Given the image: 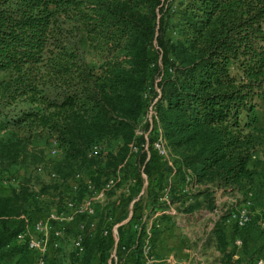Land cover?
Returning <instances> with one entry per match:
<instances>
[{
	"label": "trees",
	"instance_id": "obj_1",
	"mask_svg": "<svg viewBox=\"0 0 264 264\" xmlns=\"http://www.w3.org/2000/svg\"><path fill=\"white\" fill-rule=\"evenodd\" d=\"M166 16L174 17L168 38ZM158 64L163 72L152 131L161 130L181 172L203 185L186 205L184 196L175 201L191 212L212 208L210 187L244 193L256 174L249 158L264 145L254 114L264 101V0H0L1 124L23 126L27 140L50 135L65 161L84 157L107 135L125 145L134 139L145 107L142 92ZM136 139V145L142 141ZM28 150L16 142L1 145L0 164H23ZM154 158L150 152L143 166L156 169ZM153 182L157 201L162 186ZM34 189L22 180L0 196V264H24L35 255L26 240H17L35 220ZM259 189L243 227L232 222L227 233V209L205 239L227 264L233 236L244 245L245 230L264 214V184ZM138 206L127 222L131 264H140L142 239L131 228L142 215ZM102 225L91 234L94 229L86 228L81 254L62 247L54 261L44 256L46 264H106L114 240L110 232L102 235Z\"/></svg>",
	"mask_w": 264,
	"mask_h": 264
},
{
	"label": "rangeland",
	"instance_id": "obj_2",
	"mask_svg": "<svg viewBox=\"0 0 264 264\" xmlns=\"http://www.w3.org/2000/svg\"><path fill=\"white\" fill-rule=\"evenodd\" d=\"M164 18L163 35L164 38H168L171 35L174 17L166 16ZM152 45L154 50H157L155 41L152 42ZM89 63H98V61H89ZM150 65L153 67V62ZM158 65L160 68L161 64ZM162 69L160 68L159 70L151 72L147 86V93L151 98L150 101L155 99V103L159 92V81L162 76ZM4 76V74H0V79ZM155 114L157 117L156 110ZM254 114L257 126L264 128V101L258 103ZM147 126L148 122L142 123V119H139L134 130V139L128 142L127 145L124 144L121 137L107 135L97 141L102 150L98 156L89 158L87 156L89 149H87L84 157L65 161L63 148L50 135L45 133L40 136H33L30 140H27L28 130L26 128L23 126L4 128L0 121V146L10 145L16 142L29 149V155L23 164H13L8 167L0 164V184L10 188L17 186L18 182L22 180H27L35 188V197L31 201L35 202L31 204V206H34L32 216L35 219H44L47 213L52 211V208L62 205L64 198L73 195L69 187V182L74 172L78 171L84 174L92 181L96 189H100L107 176H118L115 186L108 191H104L101 196L97 197L96 205L99 206L96 217L97 222L93 228L94 230L89 231V234L97 230L99 223L103 222L100 232H102L103 228H108L112 236V224L127 219L128 212L130 211L132 213L133 207L138 203L137 212H141L142 216H144L141 225L142 231L139 234L142 241L146 235L148 236L152 251H154V247L158 248V251H160V263L193 264L195 262V264H199L200 262L203 264H227L226 261L223 262L213 247L205 245V239L212 228L211 223L213 224L210 214L216 220L222 211L227 209L229 211L234 210L237 205L241 204L243 195L245 193L246 196L247 191H251L252 193L251 202L255 201L256 194L260 191L259 188L264 184V162L256 161L254 166L256 171L254 181L250 187H247L248 189L244 193L242 192L240 194L237 192L238 197H235L234 194H223L220 190H214L210 187L213 196L212 208H199L191 212H185L183 211V207L190 201L189 198L191 197L189 196L203 189V186L200 183H193L191 175H188L185 170L181 172V167L176 157L169 150L164 139L166 157L154 158V164L157 163L154 166L157 167L156 169L153 168V170H150L147 169V165H145L146 167L143 166L146 163L144 162L143 152L136 154L130 153L129 145L131 143L134 144V141H138L136 139L137 136H141V138L145 136L146 140L149 141ZM53 150H55V153L52 154L51 151ZM257 153L264 156V145L258 149ZM186 176H189L190 181H185ZM133 180L134 182L132 183ZM154 180L160 182L159 187L162 186L160 191L162 189L168 190L167 202L159 201L158 195L157 201L153 200L158 192L153 182ZM139 192L141 193L138 195ZM78 195L82 197L83 194L79 193ZM181 197L183 198L181 202L185 205L179 200L175 201L179 198L181 199ZM262 198H264V194L260 199L261 201ZM176 220L181 223V226L176 225ZM227 221L233 226L230 220ZM127 222L128 219L124 224L127 225ZM124 224L117 227L114 233L118 240L114 243V245L116 244L115 253L118 261L116 264H126L127 262L126 251L119 249V246L128 243L126 239L128 228ZM73 227L74 224L70 227L67 225L65 232L61 234L62 237L58 236L56 238L58 241L61 240V245L49 251L48 257L51 260L54 261L52 257L55 252L65 250V253H67L73 248ZM123 227L125 228L122 230ZM257 230L260 233L264 232V228L261 227ZM156 240L158 241L157 243ZM254 241H256V238ZM114 245L110 254L115 247ZM239 246L237 248H240L239 251H242L243 258L247 262L255 252L264 247V243L255 242L254 245L250 244L254 250L252 252L250 251V253L244 245ZM62 247H64V250H62ZM228 248L235 250L236 245L230 242ZM37 257L35 254L33 258L38 264ZM57 257L61 261L63 260L62 255H57ZM109 257L107 256L105 260L108 261ZM111 263L114 264L113 261ZM151 263L156 262H153L151 259Z\"/></svg>",
	"mask_w": 264,
	"mask_h": 264
},
{
	"label": "built area",
	"instance_id": "obj_3",
	"mask_svg": "<svg viewBox=\"0 0 264 264\" xmlns=\"http://www.w3.org/2000/svg\"><path fill=\"white\" fill-rule=\"evenodd\" d=\"M148 88L142 92V99L145 102L144 111L140 116L142 123L148 122L147 131L150 141H147L145 136L142 137V141L139 144L131 143L130 153L136 154L138 152L144 153V162H146L150 156V153L155 154L157 157H166V149L164 147V138L162 136L161 130L157 127L155 133H153V124L156 122L155 114V99L150 101V96L147 93ZM135 132V131H134ZM149 150V151H148ZM57 151V150H56ZM101 146L98 143L91 145L88 150V157L93 158L98 156L101 153ZM55 153V150L51 151ZM250 162L260 161L264 162V156L253 153L249 158ZM189 175V172L186 171ZM54 176V174H52ZM118 176H107L103 181L100 189H96L95 185L90 179H88L81 172H74L72 179L69 182V187L71 197L63 199L62 205L52 208V211H49L44 219L36 218L29 224L24 232H21L17 235V240L23 241L26 240L28 249L36 254L38 257V264H46L44 256L49 253L50 250L56 249L60 245V240L56 238L62 237L61 234L65 232L67 225L70 227L74 224L73 231L74 235L72 238V246L77 254H81L84 250V232L86 228H94L96 225V215H97V205L96 199L98 196H101L104 191H108L115 186L117 183ZM190 181L189 176H186L185 181ZM134 180L132 181V183ZM128 190V188H126ZM82 193V197L78 194ZM141 192L138 193V195ZM137 195V197H138ZM251 191L246 192V197L243 203L238 207H235L234 210L229 211L228 220L233 222L238 227H243L249 220V211L248 204L251 200ZM137 200V199H134ZM133 200V201H134ZM159 201L167 202L168 201V190L162 189L158 197ZM131 212H129V216ZM144 216H140L135 220L131 228L134 232L140 233L142 231V223ZM258 225L261 228H264V214L258 221ZM109 230L104 228L102 230V235H107ZM118 240H116L117 242ZM115 242V243H116ZM236 246L241 245V240L236 238L234 240ZM112 250L110 257L107 261V264L118 263L115 248ZM132 247V245H131ZM119 249L122 251H127L126 245L119 246ZM151 243L148 236L146 235L139 246L140 252V264H150L151 263ZM254 264H264V254L257 257L254 261Z\"/></svg>",
	"mask_w": 264,
	"mask_h": 264
},
{
	"label": "crops",
	"instance_id": "obj_4",
	"mask_svg": "<svg viewBox=\"0 0 264 264\" xmlns=\"http://www.w3.org/2000/svg\"><path fill=\"white\" fill-rule=\"evenodd\" d=\"M257 153V152H256ZM257 154H259V153H257ZM255 164H256V161L255 162H250V165L251 166H255ZM200 185V184H199ZM203 186V185H202ZM200 187V186H199ZM10 192H11V187L9 188L8 186H6V185H3V184H0V195H9L10 194ZM243 192V191H242ZM241 191H239L238 193H242ZM237 192H235L234 193V195H235V197H238L237 196V194H236ZM98 207L99 206H97V212H98ZM201 210V209H200ZM130 212V211H129ZM129 212H128V217H127V219L129 220ZM211 216H212V221H213V224H214V219H213V215L212 214H210ZM98 216H99V214H98ZM96 217H97V215H96ZM96 219V222H97V218H95ZM110 219V218H109ZM127 219H125V220H123V221H120L119 223H114V224H112V227H111V233H112V237H113V240H114V243L116 242V237H115V235H114V233H115V231H116V228L117 227H119L120 225H123L124 223H125V221L127 220ZM178 220H176V225H178V226H181V223H179V222H177ZM213 224L211 223V227L213 226ZM124 226L126 227L127 225H125L124 224ZM125 227H123L122 228V230L125 228ZM128 228V227H127ZM260 227H259V225H258V222L256 223V225H250L246 230H245V233H244V235L242 236L243 237V242H244V246L246 247V250H248L249 251V253H250V251L252 252V251H254L253 250V247L252 246H250V244H253L254 245V243L255 242H261V243H264V232H262V233H260V231L259 230H257V229H259ZM231 229H232V226H231V224L230 223H226V231H227V233L228 232H230L231 231ZM237 235H235V236H233V238H232V241L231 242H233L234 243V240L236 239V238H238V237H236ZM241 237V238H242ZM256 238V241H254V239ZM158 241L156 240V243H157ZM155 243V244H156ZM60 245H61V240H60ZM59 245V246H60ZM212 247V246H211ZM237 247H240V246H236V248H235V250H233V254L231 255V262L230 263H232V264H254V261H255V259L257 258V257H259V256H261V255H263L264 254V247H262L261 249H259L257 252H255L253 255H252V257H251V259H249L247 262H245V260H244V258H243V254L239 251L240 250V248H237ZM155 249H154V251H152V261L153 262H160V251H158V248H156V247H154ZM216 250V249H215ZM216 252H217V254L220 256V254L218 253V251L216 250ZM165 253V252H164ZM189 255V254H188ZM183 256V255H182ZM185 256V255H184ZM187 256V255H186ZM130 257V256H129ZM129 257H127L126 259H127V262H126V264H131V262H130V260H129ZM170 258V257H169ZM129 260V261H128ZM24 264H37L36 263V260H34V258H33V256H29L28 258H27V260L25 261V263ZM193 264H195V262L193 263ZM199 264H203V263H200L199 262Z\"/></svg>",
	"mask_w": 264,
	"mask_h": 264
}]
</instances>
